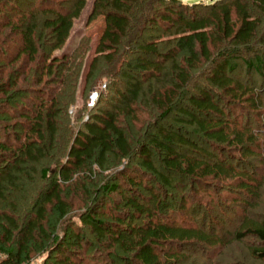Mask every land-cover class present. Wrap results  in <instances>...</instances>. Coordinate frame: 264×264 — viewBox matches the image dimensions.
<instances>
[{"label": "trees", "instance_id": "obj_1", "mask_svg": "<svg viewBox=\"0 0 264 264\" xmlns=\"http://www.w3.org/2000/svg\"><path fill=\"white\" fill-rule=\"evenodd\" d=\"M85 4L0 0V231L10 261L25 262L37 241L42 251L80 248L78 227L65 229L68 237L62 239L47 232L48 212L64 222L69 205L63 186L92 163L103 168L113 156L118 163L126 161V168L113 184H102L90 201L84 200L89 214L80 217L95 243L112 256L125 254L118 259L129 264H175L187 259L182 252L190 246L218 252L232 241L251 239L249 257L264 262V214L251 212L264 191V93L235 74L234 62L251 50L264 0H220L195 15H189L197 9L194 1L189 6L180 0H93L87 22L102 17L103 26L83 77L84 90L104 77L111 83L104 82L106 90L86 114L85 107L74 114L79 125L58 153L64 158L49 168L67 105L54 97L59 88L49 85H58L61 96L73 95L80 67L79 61L70 67L67 53L53 52L64 46ZM160 26L165 38L159 41L148 33ZM241 61L248 71L264 75V54ZM42 83L44 90L38 88ZM126 122L140 124L135 142ZM41 164L46 166L39 169V188L27 199L29 210L15 218L4 208L6 193L24 178L32 181ZM116 179L148 194L144 203L121 197L123 210L132 219L143 217V223L98 212L101 199L119 187ZM162 188L180 190L175 204L161 199L166 196ZM196 193L202 198L196 199ZM221 196L240 211L225 235L215 229L223 220L218 213L207 218L208 229L196 222L207 205L225 207ZM58 263L71 264L66 257Z\"/></svg>", "mask_w": 264, "mask_h": 264}, {"label": "rangeland", "instance_id": "obj_2", "mask_svg": "<svg viewBox=\"0 0 264 264\" xmlns=\"http://www.w3.org/2000/svg\"><path fill=\"white\" fill-rule=\"evenodd\" d=\"M92 1L93 0H86L85 7L83 8L80 16L74 21L69 37L66 40L64 46L61 49L53 52V54H56L57 56H61L63 53H67L69 55L70 67L76 64L78 61L80 62V67H78V82L74 90H72L73 95L65 93L63 96H61L60 87H58V85H49V89L54 88L55 90V88H59V92L55 93L54 91V97H62V101H65L67 104L66 106H63V109L65 110L63 114H61L62 117H60L59 124L57 126L58 130L56 140L53 144L55 150L52 151L53 159L50 160L49 168H53V162L55 161V159H57L58 162H61V160H63L64 158L63 153L61 155H58V153L61 152L63 148L67 147V144H65L66 137L69 134L72 136L75 128L79 125L75 121L74 114L81 110L83 107H85L86 109V112H83V114H86L87 111L91 109L86 107L88 92L90 88L96 86L97 83L92 86H88L87 89L84 90L83 77L89 65V62L94 55L95 47L103 26L102 17H97L89 23L87 22ZM192 1L196 2L197 9H194L190 12L188 11L190 13L189 15H195L197 13L203 14L207 11L202 6L220 0H180L181 3L188 4L189 6H191ZM258 18L259 25L254 37L251 50L243 52V54L240 56L243 61L251 59L252 55L255 56L258 54H264V16H259ZM162 30L163 29L161 26L153 27L148 34L151 36V38H155L160 41L161 39L165 38V34ZM241 59H237L236 61L234 60V62H236V64L238 65L237 69L235 70V74H240L239 76L243 81L254 84L257 89L264 93V75L253 70L248 71L247 69H245ZM31 74L32 72L28 74V76H30ZM45 78L46 77H44L43 80H45ZM116 79L118 80V78ZM199 79L200 76L198 77V80ZM110 80V78L104 77L98 80V82L100 81L99 84L106 82V84L110 86ZM43 84L44 83L40 84L38 88H43L44 90ZM105 93L103 95H105ZM25 96H27V98H34V96L36 95L32 93H26ZM22 102L24 104H28V102L25 100H22ZM140 115V117H144V115ZM0 119L2 120V117ZM13 121L14 119H10L8 120V122H5L8 125L12 124ZM124 126L127 135L131 137L132 142H135V140H137V138H139L140 136V124L136 122H126ZM8 132L11 134L12 132H14V129L10 128V131ZM3 135L4 132L2 131L0 134V139L3 137ZM198 143V146H203L204 144L200 141H198ZM118 162L119 161L117 158L109 156L107 157L106 164L103 168H99L96 164L92 163L91 165L87 166L82 171V173H80L78 176L76 175L77 178L75 181L63 186L62 192L66 196L69 205L68 214L65 216L64 222L61 223V221H57V216L56 214L52 213L53 211L48 212L46 222L47 232L53 230L54 234L58 235V237L62 239L65 236L68 237L66 234L64 235L65 229H72V231H76L75 228L78 227L80 228L82 234L79 236V239H81L82 241L80 248L68 249L66 253L52 252L49 251V249L46 251H42L39 247L42 242L37 241L36 244L31 245V249H33V251L29 254L28 259H24L25 262L21 264H59L58 262L65 257L70 260L71 264H129L130 261L128 262L127 259L126 261H122L123 259H118L123 258V256L126 258L125 254L118 253L115 258L111 255L112 251H108L106 248L100 246L99 243H95V236L93 232L90 231L89 228L85 227L80 221V217H86L89 214L85 210L84 200L90 201V196H92L91 194L93 193V191L99 188L102 184H105L106 182L109 183L108 185L113 184V182H115V178H117L118 176V172L126 168V161H121L120 163ZM42 166L46 165L41 164L35 167L34 172L31 175L33 177L32 181L27 182L26 178H24V180L20 181L19 187L11 191V194L10 192L6 193L7 196L9 194V201L5 202V207H3L7 212H11L15 216V218L19 216L21 219V217L26 216L25 213H27V211L29 210V201L27 199H29V196L35 193L40 186L38 173L39 169L42 168ZM174 180L176 181V179ZM116 181V184L117 186L119 185V187L101 199V203L97 205L98 212H103L105 214V218H110L111 214H121L123 215L124 223H128L130 219L131 224L143 223V217L132 219L130 217L131 215L127 214L126 210H123L124 208L121 207V197L131 196L133 198H136L140 203H144L148 200V194H146L144 190L137 187L130 188L122 185L120 183L121 179H116ZM162 190L164 193H166V196H161V199L166 201V203L170 202L175 204L176 200L179 197L180 190L167 188H162ZM186 191L187 190L185 189V192ZM201 195L202 194L196 193L195 198L200 199L202 198ZM221 197H219L220 202L222 200V204L226 203V205H224L225 207L221 205L222 209L221 206H217V208L215 209L211 204V209L210 206L207 205V207L209 208H204L206 209L203 210L204 213L203 211H200V214L204 215L200 216L199 214V216H197L196 222L198 224H204V228L208 229L209 224L207 218H214V215L218 213L223 218V220L221 222L216 221L215 229L221 234L225 235L226 233H230L232 228L235 226L237 222V216L240 211L236 206L228 203L226 197ZM225 199L227 201H225ZM202 200H205V197H203ZM10 202H12L11 204H14L15 207H17V211L14 212L10 209ZM250 202L252 204H258V202L254 200H251ZM3 203L4 202H2V204ZM259 204L260 205L256 209H251L252 214H264V191H262V198L261 201H259ZM217 209H220V213L219 211H217ZM165 212L168 213L169 211L166 210ZM20 219L17 220L19 221V223H21ZM225 238H227L228 240L230 239V237L228 236H226ZM69 241L74 242L71 239H69ZM251 242V239H247L241 242L232 241L228 243L224 248L219 249L218 252L208 248H204L200 245L190 246L182 252L187 256V259H185L181 263L177 262L175 264H264V262L256 261L249 257L247 246ZM7 248L3 245V234L0 231V264H17L10 261V256L6 252Z\"/></svg>", "mask_w": 264, "mask_h": 264}, {"label": "built area", "instance_id": "obj_3", "mask_svg": "<svg viewBox=\"0 0 264 264\" xmlns=\"http://www.w3.org/2000/svg\"><path fill=\"white\" fill-rule=\"evenodd\" d=\"M106 90V84L105 83H100L96 86L95 89H93L89 95H88V98H87V101H86V107L87 108H92L97 99H98V96L100 94V92H104ZM71 112V111H70ZM87 118V116H85V119Z\"/></svg>", "mask_w": 264, "mask_h": 264}]
</instances>
